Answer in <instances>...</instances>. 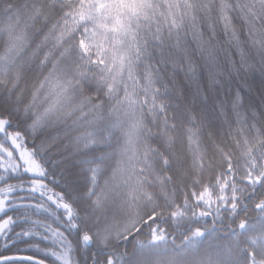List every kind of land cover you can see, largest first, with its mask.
Segmentation results:
<instances>
[{
  "label": "snow or ice",
  "instance_id": "snow-or-ice-1",
  "mask_svg": "<svg viewBox=\"0 0 264 264\" xmlns=\"http://www.w3.org/2000/svg\"><path fill=\"white\" fill-rule=\"evenodd\" d=\"M0 264H264V0H0Z\"/></svg>",
  "mask_w": 264,
  "mask_h": 264
},
{
  "label": "trees",
  "instance_id": "trees-1",
  "mask_svg": "<svg viewBox=\"0 0 264 264\" xmlns=\"http://www.w3.org/2000/svg\"><path fill=\"white\" fill-rule=\"evenodd\" d=\"M22 254H30V253H22Z\"/></svg>",
  "mask_w": 264,
  "mask_h": 264
},
{
  "label": "flooded vegetation",
  "instance_id": "flooded-vegetation-1",
  "mask_svg": "<svg viewBox=\"0 0 264 264\" xmlns=\"http://www.w3.org/2000/svg\"><path fill=\"white\" fill-rule=\"evenodd\" d=\"M23 255H27V254H23Z\"/></svg>",
  "mask_w": 264,
  "mask_h": 264
}]
</instances>
